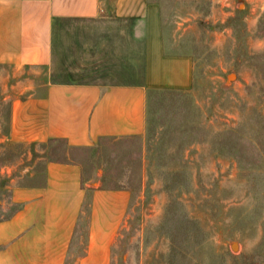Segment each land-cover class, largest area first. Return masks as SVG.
<instances>
[{
    "label": "rangeland",
    "instance_id": "1",
    "mask_svg": "<svg viewBox=\"0 0 264 264\" xmlns=\"http://www.w3.org/2000/svg\"><path fill=\"white\" fill-rule=\"evenodd\" d=\"M155 1L168 49L192 55L195 69L190 89L151 92L142 136L86 150L12 143V102L46 70L0 75V219L13 188L73 160L88 195L130 192L111 264H264V0ZM88 225L89 199L82 242Z\"/></svg>",
    "mask_w": 264,
    "mask_h": 264
},
{
    "label": "crops",
    "instance_id": "2",
    "mask_svg": "<svg viewBox=\"0 0 264 264\" xmlns=\"http://www.w3.org/2000/svg\"><path fill=\"white\" fill-rule=\"evenodd\" d=\"M34 66L46 80L12 102L7 140L84 150L145 134L151 92L190 89L195 69L168 49L155 0H0V75ZM88 186L80 163L52 160L13 188L0 264H111L130 192Z\"/></svg>",
    "mask_w": 264,
    "mask_h": 264
},
{
    "label": "water",
    "instance_id": "3",
    "mask_svg": "<svg viewBox=\"0 0 264 264\" xmlns=\"http://www.w3.org/2000/svg\"><path fill=\"white\" fill-rule=\"evenodd\" d=\"M236 248H237V244H234L233 249L236 250Z\"/></svg>",
    "mask_w": 264,
    "mask_h": 264
}]
</instances>
